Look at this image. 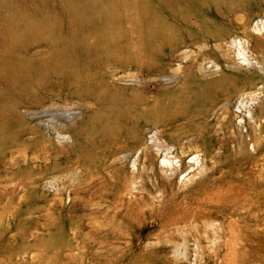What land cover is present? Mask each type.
Here are the masks:
<instances>
[{
  "label": "rangeland",
  "instance_id": "1",
  "mask_svg": "<svg viewBox=\"0 0 264 264\" xmlns=\"http://www.w3.org/2000/svg\"><path fill=\"white\" fill-rule=\"evenodd\" d=\"M262 22L264 0H0V264H264V72L221 49ZM152 134L204 171L134 178Z\"/></svg>",
  "mask_w": 264,
  "mask_h": 264
},
{
  "label": "bare ground",
  "instance_id": "2",
  "mask_svg": "<svg viewBox=\"0 0 264 264\" xmlns=\"http://www.w3.org/2000/svg\"><path fill=\"white\" fill-rule=\"evenodd\" d=\"M258 26V24L255 27L253 26L255 28V32H259L262 30V28ZM255 32L247 33L242 37H235L234 39L230 40L227 45L222 46L221 49L227 52H232L234 55V61L240 63L241 67L246 69L252 68L255 72L256 70H262L264 72V38H262L264 37V33H261V31L259 33H261L262 36H258ZM257 53L261 55H258ZM183 68L184 67L180 58L178 60L177 69L178 71H181L183 70ZM248 79L251 83L255 82V79L252 77H249ZM258 90H260V93L264 92V86ZM242 106L243 108L240 106L238 107L241 113L246 112L248 114V118L254 121L258 119V115L256 116L253 113V110H251V105L242 104ZM245 116L246 115H243L240 120L245 121ZM150 133L151 132H149V134ZM57 137L59 139H62L63 141L67 140L66 135L60 132ZM140 146V153H138L136 156H134V158H132V162L130 160L131 156L128 158V160H130L131 171L134 178H136L137 174H139L140 176L145 171L152 172L157 167L159 168L160 173L163 177H165L166 180H172L175 176L182 175L188 169L187 164L196 165V171L198 172H202L205 169V165L201 161V149L198 146H194L187 149V147H184V145L181 146L175 153H172L168 149H165L167 145L164 148V146L159 143V139L155 134H152L150 136V142H148L147 138L141 140ZM188 158L190 159L187 163L186 160ZM158 161H160V164H158ZM161 193L162 192L160 190L159 194L161 195Z\"/></svg>",
  "mask_w": 264,
  "mask_h": 264
}]
</instances>
